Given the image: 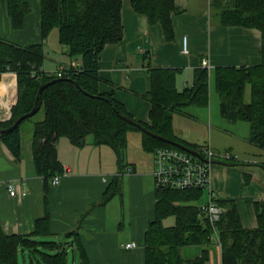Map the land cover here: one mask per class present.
Segmentation results:
<instances>
[{
	"label": "trees",
	"instance_id": "trees-1",
	"mask_svg": "<svg viewBox=\"0 0 264 264\" xmlns=\"http://www.w3.org/2000/svg\"><path fill=\"white\" fill-rule=\"evenodd\" d=\"M12 26L22 29L31 11L28 0H6ZM137 13L148 17L151 25L161 24L165 37H175L173 14L182 8L176 0H131ZM219 22L226 26L257 28L262 33L260 54L262 62L250 65H220L215 68V87L220 109L231 122L247 121L249 141L264 149V0H216ZM122 0H40V28L42 40L27 45L0 37V80L6 71L18 76V97L12 116L0 121V128L12 126L18 118L33 110L39 88L58 79L41 92L39 109L44 105L46 117L35 125L33 152L36 171L46 181L63 171L58 157L57 141L65 136L75 145H83L89 135L95 143L107 145L117 153L120 172L113 176L104 193V202L122 190L124 152L128 132H143V146L148 151L157 147H178L150 134L130 122L134 119L152 132L188 147L193 143L180 138L173 130L174 113L189 105L207 106L210 102L211 72L207 67L195 69L193 84L178 87L180 68H150L152 87L145 95L152 103L151 122L135 119L127 107L112 92L99 90V58L107 43L124 37ZM59 42L69 56L79 60V68H67L62 76L50 74L42 66L45 46L54 29ZM0 132L1 140L16 160L22 156L20 127ZM180 148V147H179ZM223 161V160H222ZM242 163L238 158L228 159ZM264 165V162L262 163ZM202 188L171 189L157 187L156 218L150 222L145 235V264H206L209 251L185 261L181 249L186 245L209 244L216 235L215 228L201 207L191 202L203 195ZM223 207L216 224L222 245V264H264V201L256 202L257 228H246L233 199H218ZM175 216L173 225L164 220ZM74 240L80 250L81 263L92 264L78 232ZM53 236L49 216L37 220L36 229L29 234L7 233L0 223V264H20V254L27 251L31 264H67L68 246Z\"/></svg>",
	"mask_w": 264,
	"mask_h": 264
},
{
	"label": "crops",
	"instance_id": "crops-1",
	"mask_svg": "<svg viewBox=\"0 0 264 264\" xmlns=\"http://www.w3.org/2000/svg\"><path fill=\"white\" fill-rule=\"evenodd\" d=\"M28 1L31 11L26 16L25 25L22 29H15L6 0H0V37L21 45L42 40L40 0ZM122 2L124 37L119 42L107 43L100 54L99 90L112 92L137 120L151 122L152 103L144 95L152 87L150 68H180L177 84L179 89H183L193 84L194 71L203 66L202 61L205 58L210 63L207 68L211 72V86L214 78L212 70L216 66L262 62L261 31L257 28L222 25L219 17L214 15L216 0H176L182 11L173 14L175 37L172 41L166 39L161 24L151 25L148 17L137 13L131 0ZM185 37L188 53L183 51ZM48 41L42 66L44 71L52 73L62 66L68 68L73 62H79L69 56L67 48L60 42L54 38ZM17 97V73L6 71L0 80V121L11 118ZM194 106L199 108L186 109V106L174 113V132L185 141L195 144L197 149L209 143L217 151H230L237 156L242 163L214 160L212 189L218 199H233L237 202L246 228H257L255 204L264 201V149L249 141L248 132L239 138L228 128V124L223 129H216L213 105L210 111L204 109L205 106ZM45 117L46 109L43 105L21 125L20 160H16L0 138V223L5 231L29 234L36 229L38 219L49 216L53 236H66L75 231L79 233L92 264L103 261L122 264L120 260L125 264H145V235L150 222L156 218L157 186L153 174L155 157L147 158L142 150L144 135L131 130L128 132V144L124 152V174L121 175L122 190L104 202V193L110 181L121 169L116 151L107 145L96 144L93 135H89L86 142L80 146L62 136L57 141L58 157L63 167L62 181L56 185L51 181L47 182L36 171L33 152L35 125ZM222 117L228 120L223 115ZM244 127L247 130V126ZM216 134L225 136L226 142H219ZM247 142L262 149L263 154L255 152V156L244 155V149L239 146ZM139 149L141 153L137 156ZM11 182L17 184L20 192L26 190L27 195L12 196L9 190ZM209 195L210 190L204 189L201 198L191 203L199 205L202 209L208 202ZM116 197L122 206L116 219L123 217L119 225L126 227L125 218L130 216L132 232L129 239L121 244L119 238L125 237L116 236L109 231L111 222L115 219L110 217V205L115 203ZM126 198L128 211L125 210ZM117 224L116 222L115 225ZM75 236L73 233L70 237L72 245L77 244L73 241ZM132 242L136 243L135 247L123 245ZM203 250L209 251L206 264H222V245L216 235L209 244L186 245L182 247L181 252L185 261H188L201 256Z\"/></svg>",
	"mask_w": 264,
	"mask_h": 264
},
{
	"label": "built area",
	"instance_id": "built-area-1",
	"mask_svg": "<svg viewBox=\"0 0 264 264\" xmlns=\"http://www.w3.org/2000/svg\"><path fill=\"white\" fill-rule=\"evenodd\" d=\"M183 51L189 52L187 37L184 40ZM79 65V62H73L69 68H79ZM202 65L204 67L210 66L209 60L207 58L203 59ZM66 69V67L62 66L50 74L55 73L62 76ZM197 150L203 158L179 147H157L154 151L155 168L153 174L157 187H168L179 190L190 188L209 189V200L202 206V210L210 219L215 228L216 236H218L216 224L224 209L218 203V196L212 189V166L214 160L224 161L233 159V157L237 158V156L230 151H217L209 143ZM128 171H131V167L128 168ZM62 177L61 173L54 175L51 183L54 185L59 184L62 181ZM9 190L12 196L24 197L27 195L26 190H22L21 192L18 190L15 182L9 184ZM123 245L135 247L136 243H125Z\"/></svg>",
	"mask_w": 264,
	"mask_h": 264
},
{
	"label": "rangeland",
	"instance_id": "rangeland-1",
	"mask_svg": "<svg viewBox=\"0 0 264 264\" xmlns=\"http://www.w3.org/2000/svg\"><path fill=\"white\" fill-rule=\"evenodd\" d=\"M53 38L57 42H59V36H58L57 28L52 31L49 40H53ZM212 72H213V77L214 78H213V83H212L211 90H210V104L208 106L203 107V108L210 111L211 107L213 105V107H214L213 113H214V118H215L216 126H217L216 129L218 127H221V129H223L228 124V128H230V130L234 131L239 138H240V135H245V134H247V132H248V135H249V133H250V125H249V123L247 121H239L236 124H230V123H228L229 122L228 120H226V119H224L222 117V115L220 113V108H219V100H220V98H219V95H218L216 87H215V68H214V70H212ZM189 108L191 109V108H199V107L194 106V105L186 107V109H189ZM244 126H247V130L245 129ZM131 131L132 132H140L141 134H143V132L140 131V130L133 129ZM233 138H237V137L233 136ZM216 139L219 142H221V143H225L226 142V137L221 135V134L220 135L216 134ZM240 145L241 146H239V147L241 149H244V151H245L244 155L247 154L248 156H255V154H254L255 152L262 153L261 152L262 149L254 147L253 145H250L248 142L245 143V144L242 143ZM142 150H143V153L146 154L147 158H149V156L150 157H153V156L155 157L154 152L151 151V153H150L149 151H147L144 148ZM140 153H141V151L139 149V151L136 152V155L139 156ZM239 153H242V152H239ZM205 190L208 191L207 188ZM114 202H115L114 203L115 205L114 204L110 205L111 206L110 207L111 208V216L110 217L113 218V219L115 218V219L111 222V226H110L109 231L111 233H115L116 236L125 237V238H119V241H120L119 243L121 244L122 241H127L129 239V236L132 234L131 227H130L131 225L129 224L130 216H127L125 218L126 227H121L119 225V223H120L121 220H123V217H120V218H117V219H116V217L118 215V211L121 210L122 206H121V203H120L118 197H116ZM125 205H126L125 210L128 211V200H127V198H126V204ZM113 208L115 210H113ZM113 211H115L114 214H113ZM113 222H114V224H113ZM116 222L118 223L117 226L115 225ZM174 223H175V216H173V215L168 216L164 220V224L165 225H173ZM49 238L57 239L58 241H64L66 243V245L68 246L67 247L68 248V256H67L68 257V262H67V264H80L81 263L80 250L78 249L77 244L76 245H72L73 242H72L70 236H65V235H62V236H51ZM120 244H119V246H120ZM120 262H122V264H125L124 261H122V260H120ZM20 264H31V259H30L29 253H27V251L22 252L20 254ZM93 264H112V263L103 261V262H100V263H93Z\"/></svg>",
	"mask_w": 264,
	"mask_h": 264
},
{
	"label": "water",
	"instance_id": "water-1",
	"mask_svg": "<svg viewBox=\"0 0 264 264\" xmlns=\"http://www.w3.org/2000/svg\"><path fill=\"white\" fill-rule=\"evenodd\" d=\"M56 80H58V79H53V80H51V81H49V82H47V83H45V84H42L41 87L39 88V92H38L37 99H36V104H35V107L33 108V110H32L31 112L27 113V114L22 115V116H21L20 118H18V119L16 120V122H15L12 126H10L9 128H6V129L0 128V132H2V131H10V130L14 129L15 127H17V126H18V125H19L24 119L33 116V115L38 111V108H39V98H40V95H41L42 90H43L44 88H46L49 84H51L52 82H54V81H56ZM127 119H128L130 122H132V123H134V124H136V125H139L140 128H141L142 130H144V131H146V132H148V133H150V134H153V135H155V136H158L159 138L164 139V140L170 142L171 144H173V145H175V146H178V147H180V148H182V149H184V150H186V151H189V152L195 154L196 156H198V157H200V158H203V156L201 155V153H200L197 149H194V148L188 147V146H186V145H184V144H182V143H180V142H178V141H174V140H170V139L164 138V137H162V136H160V135H158V134L152 132L151 130L145 128L144 126L140 125V124L138 123V121H136V120H134V119H131V118H127Z\"/></svg>",
	"mask_w": 264,
	"mask_h": 264
}]
</instances>
